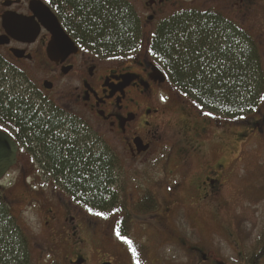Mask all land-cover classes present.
Masks as SVG:
<instances>
[{
  "label": "flooded vegetation",
  "instance_id": "obj_1",
  "mask_svg": "<svg viewBox=\"0 0 264 264\" xmlns=\"http://www.w3.org/2000/svg\"><path fill=\"white\" fill-rule=\"evenodd\" d=\"M122 1L135 12L137 34L132 45L108 47L93 42L80 28L85 21L76 13L78 0H0V134L14 145L16 159L6 176L17 172L19 178L28 172L26 178L44 181L38 188H26L30 201L17 211L28 208L42 217L35 238L38 242L31 243V250L41 254L34 264H222L215 252L187 244L185 214L163 207L162 202L172 194H165L160 203L157 187H151V171L160 169L165 174L169 142L178 136H167L164 131L167 122L162 117V98L168 100L172 94L179 99V113L185 116L181 125L184 137L202 143L216 132L225 134L230 127L176 93L166 72L147 52L156 25L168 16L167 9L197 8L182 7L177 0ZM187 1L200 4L202 12H218L244 29L246 24L238 20L264 18V0H225L223 10L214 5L219 0ZM151 23L156 24L152 32ZM105 50L129 52L115 56L98 53ZM185 103L196 112L189 120L183 114L189 109ZM21 115L42 122L53 136L43 140L33 133V127L24 124ZM197 116L200 119L194 121ZM244 123L250 127L248 132L261 133L264 108ZM60 141L68 147H55ZM109 146L115 149L114 156ZM69 148L86 158H111L115 189L105 198L102 210L120 211L116 217L120 237L131 241L134 234L147 252L135 251L134 255L135 247L120 244L116 253L86 251L89 239L83 231L84 211L98 212V206L83 194L73 193L66 182L69 173L57 172L51 165V159H59L58 154L70 159ZM21 159L34 163L24 169ZM181 160L177 166L188 162ZM202 171L205 188L214 195L221 192L223 166L207 159ZM6 203L11 218L13 208ZM154 204L157 209L151 212ZM124 226H131V231L125 233ZM164 247L172 252H160Z\"/></svg>",
  "mask_w": 264,
  "mask_h": 264
},
{
  "label": "trees",
  "instance_id": "obj_2",
  "mask_svg": "<svg viewBox=\"0 0 264 264\" xmlns=\"http://www.w3.org/2000/svg\"><path fill=\"white\" fill-rule=\"evenodd\" d=\"M75 10L85 21L80 28L90 34L93 42L116 47L132 45L135 40V12L127 2L78 0ZM260 46L248 30L218 12L183 9L156 25L147 52L166 72L171 86L187 96L196 108L222 120L236 121L264 100V58ZM128 52L105 50L98 53L115 56ZM23 118L24 124L33 127V133L43 140L53 136L51 129L44 128L42 122L21 115L20 119ZM54 145L68 147L61 141ZM68 153L70 159L58 154L59 159H51V165L57 172L69 173L66 182L73 193H81L90 199L98 206L97 213L121 214L120 211L102 210L114 183L111 158L100 159L90 154L86 158L79 150L70 148ZM156 209L154 204L151 212ZM122 228L125 233L132 229L131 226ZM27 242L29 240L16 218L9 217L7 203L0 193V264L17 261L29 264ZM135 251L147 252L148 249L141 245ZM244 264H264V232L244 258Z\"/></svg>",
  "mask_w": 264,
  "mask_h": 264
},
{
  "label": "rangeland",
  "instance_id": "obj_3",
  "mask_svg": "<svg viewBox=\"0 0 264 264\" xmlns=\"http://www.w3.org/2000/svg\"><path fill=\"white\" fill-rule=\"evenodd\" d=\"M177 1L182 2V7L185 8L199 9L200 7V4L188 3L187 0ZM214 5L223 10L226 3L225 0H219ZM177 11L179 10L167 9L165 15L169 16ZM238 21L241 24H246L244 25L245 29L249 30L250 34L260 42L264 58V18L251 19L244 23L242 20ZM155 25L151 23V32ZM151 59L154 60L152 57ZM173 90L178 92L175 88ZM178 100L172 94H169L168 100L166 98L161 100L164 112L162 117L167 122V128L164 131L167 136H171V134L178 136L169 142L168 161L163 164L166 166L165 174L160 169L151 171V187H157V200L160 203L166 197L165 194H172V196L170 195L171 199L162 202L163 207L169 206V208L172 207L179 213L185 214L188 245H196L204 248L205 251L215 252L218 261L222 264H244V258L253 250L256 240L264 232V127L261 133L259 131L248 132L250 127L244 122L255 118L263 110L264 100L254 110L245 113L233 123L219 118L224 125L230 126L229 130L223 135L216 132L202 143L192 137L183 136L181 125L185 116L182 117L179 113L177 102L180 101ZM188 100L190 101V99ZM185 106L189 109H185L183 114L189 120L196 112L191 110L194 107H191L190 103H185ZM199 119L197 116L194 121ZM114 150L109 146L111 156H114ZM182 151L187 153L179 155ZM181 159H187L188 162L185 165L177 166L182 161ZM207 159H213L215 165L223 166L224 177L221 192L215 195L205 188L206 175L202 169ZM31 163H34L32 159H21L24 169H29ZM33 172L37 173V170H33ZM15 173L5 176L1 180L0 193L13 208L12 216L17 219L19 226L24 230L23 232L28 235L29 243L27 242L28 248L26 247V249L30 252L29 264H34L35 259L41 257V254L35 249L31 250V243L38 242L35 238L42 227V217H39L37 211L31 212L24 207L22 213H17V211L27 201H30V197L27 199L29 194L25 192L26 188H38L44 181L40 178H26L28 172L27 174L23 173V177L19 178ZM159 183H162V186H159ZM44 187L45 185H43ZM114 189L115 183L110 190ZM30 195H32L31 192ZM95 213L97 212L84 211L87 220L83 223V231L84 236L89 239L86 251L95 254L116 253L117 244L128 248L130 245L116 234L120 231L116 218L118 214L104 215V217L95 215ZM131 235L134 238L131 240L133 248L144 245L138 244L134 234ZM127 240L130 241V239ZM160 252L170 253L172 249L164 247ZM11 264L19 263L17 261V263Z\"/></svg>",
  "mask_w": 264,
  "mask_h": 264
},
{
  "label": "water",
  "instance_id": "obj_4",
  "mask_svg": "<svg viewBox=\"0 0 264 264\" xmlns=\"http://www.w3.org/2000/svg\"><path fill=\"white\" fill-rule=\"evenodd\" d=\"M162 82V79H160ZM15 147L6 136L0 134V181L4 178L8 170L15 164Z\"/></svg>",
  "mask_w": 264,
  "mask_h": 264
},
{
  "label": "snow or ice",
  "instance_id": "obj_5",
  "mask_svg": "<svg viewBox=\"0 0 264 264\" xmlns=\"http://www.w3.org/2000/svg\"><path fill=\"white\" fill-rule=\"evenodd\" d=\"M91 211H92V210L89 209V212H91ZM95 215L102 216L103 213H95ZM116 234H117L118 237H120V233H119V232H117ZM120 238H121V239H124L126 243H128L129 245H131V241H128V240H127L126 238H124V237H120ZM133 253H134V255H135V249H133Z\"/></svg>",
  "mask_w": 264,
  "mask_h": 264
}]
</instances>
